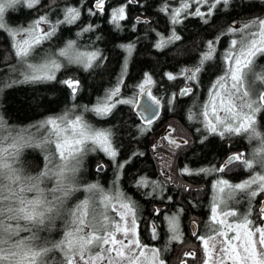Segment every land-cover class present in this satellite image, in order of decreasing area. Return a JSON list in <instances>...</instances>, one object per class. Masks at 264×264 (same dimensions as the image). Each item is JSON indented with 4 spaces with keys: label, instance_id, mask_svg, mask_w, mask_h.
<instances>
[{
    "label": "snow or ice",
    "instance_id": "obj_1",
    "mask_svg": "<svg viewBox=\"0 0 264 264\" xmlns=\"http://www.w3.org/2000/svg\"><path fill=\"white\" fill-rule=\"evenodd\" d=\"M109 3L110 0H91L88 6L77 0L76 5L63 8V18L57 23L76 24L83 12L92 16L102 14ZM140 3L142 0H122L112 6V24L120 27V22L128 19L129 6ZM229 3L230 0H179V6L173 8L164 3L160 10L170 16L171 25L182 23L189 16L199 17L208 23L219 8ZM42 6V0H0V31L10 40V50L17 65L12 71L22 77L10 83H0L11 88L18 83L57 82L65 85L75 99L80 81L75 77L58 80V73L71 66L83 71L93 69L99 66L98 61L104 59L103 54L99 50H81L77 41L71 39L55 54L38 53L37 49L57 33L55 26L44 27L52 24L47 14L38 15L30 24L21 27L5 22L10 10L17 7L38 10ZM93 30L88 25L77 35ZM225 34H231L233 38L223 53L222 67L216 65L219 75L211 82L208 98L198 114L190 111L187 119L199 120L206 134L226 139L247 136L250 142H259L251 158L244 153L228 155L220 166L211 171L224 174L232 167L253 170L256 165L264 169V135L257 131L258 117L264 113V68L256 71L257 60L264 57V18L255 17L242 26H230ZM179 40L181 36L173 29L171 35H161L155 47L163 49ZM218 42V38L209 39L205 45L207 50L202 52L198 62L192 68L181 70L180 76L191 82V87L182 88L180 95H193L200 83L199 75L213 66L211 62L214 59L219 60L216 55ZM124 48L131 56L134 46L128 44ZM165 75L168 80L178 78L173 73ZM120 83L122 79L93 107L83 106L84 111L105 119L118 104L138 107L137 97H146L144 111L155 116L160 99L146 87L155 84L150 74L144 75L137 86L139 91L131 99L118 98ZM175 98L174 94L172 99ZM70 115L71 112L66 111L33 124L31 127L40 133L38 140L31 132L28 136L0 135V264H49V254L54 252L62 254L56 264H168L162 249L141 240L138 204L124 192L117 190L109 194L97 184H86L82 190L90 195L70 205L73 194L81 191L78 176L88 153H103L111 161H115L118 155L110 129L96 128L82 115H71V118ZM145 120L148 124L153 122L148 116ZM5 127L4 118L0 116V131ZM173 132L175 129L169 126L164 139L174 150L187 141L169 138ZM26 148L39 149L44 153L42 168L26 166L21 159ZM104 167L98 164L96 170L103 171ZM120 167L122 165L117 164L118 170ZM209 171L203 168L199 171L182 169L186 175ZM150 186L155 191L157 185L143 177L136 183L138 188ZM213 187L217 194L213 198L207 231L203 235L195 231L191 233L201 245L200 264H264V171L238 183L219 178ZM238 193L248 202L245 213H239L230 205ZM153 211L157 216L162 212L159 208ZM164 219L170 233L169 242L183 243L179 215L164 216ZM57 221L62 224L61 239L41 236V233L55 231ZM193 227H196L195 223ZM148 231L152 240L160 239L155 223L148 225ZM187 258L195 261L196 252L183 253L180 264H187Z\"/></svg>",
    "mask_w": 264,
    "mask_h": 264
},
{
    "label": "trees",
    "instance_id": "obj_2",
    "mask_svg": "<svg viewBox=\"0 0 264 264\" xmlns=\"http://www.w3.org/2000/svg\"><path fill=\"white\" fill-rule=\"evenodd\" d=\"M121 2L122 0H110L109 4L113 3L112 6H116ZM80 3L90 6L91 0H80ZM164 3L170 4L173 8L179 6V0H142V3L138 5L129 6L128 19L120 22V27L112 24L111 7L109 11L106 9L108 4L105 5L104 14L92 16L83 12L80 20L71 25H61L57 21L63 18V8L66 5H76L77 0H42L43 6L38 10H28L21 7L10 10L6 14L5 22L13 27L26 26L38 15L44 14H47L52 23L55 24L56 36L45 41L37 49L38 53L55 54L67 40L71 39L77 41L81 50H99L104 59L98 61V64L107 62L106 64L104 62V66L95 71L87 72L76 66H71L69 69L58 73V80L75 77L80 81V90L75 99L70 96L65 85L57 82L18 83L13 84L11 88H5L0 83V116L4 118L6 124V127L0 131V135L5 137L28 136L31 132L38 140L40 133H37L36 129L31 126L48 116L61 115L66 111H70L71 115H82L88 123L96 128L110 129L113 133V144L118 151L115 161L109 160L103 153L89 152L82 172L85 179L81 184V191L74 193L69 203L74 205L86 197L88 193L82 190L84 185L99 178L109 176L112 178L119 175L124 181L126 180L123 186L130 190L128 193L123 189V192L138 204L141 240L146 244L162 249V255L169 263L179 245L186 242L192 243L196 240L187 227L190 218H195L198 223L195 232L201 235L206 233L208 221L211 218L213 198L217 194L213 187L217 179L224 178L231 183H238L250 178L251 175H255L256 172L264 171V169L256 165L253 170L232 167V170L226 174L211 171V169L219 166L220 157L230 150L226 141L223 140L224 138L221 137L187 144L186 150L181 153V156L180 153H173L174 159L170 160L169 166L165 159L171 158V156L162 155V142L156 138V131L164 120L161 116L162 113L151 124H148L134 112V105L118 104L113 109L112 114L105 119H101L92 112L84 111L83 106L93 107L98 100L104 97L105 90L110 88L104 85L108 82H103L109 74L107 67H123L127 61V66H130V69L127 70L129 75L124 89L133 90L135 88L136 90L143 81L144 75L149 74V72L154 73V79L157 81L161 79L164 66L173 67L176 63H180L183 68L190 65L194 66L202 52L207 50L206 42L209 39L218 38L216 55L219 60L214 59L211 62L213 66L199 75L200 83L197 85L194 94L179 102L178 107L184 117L179 114L180 111L169 115V117L177 119L184 128L190 130V139H197V135L199 137L206 136L207 134L204 133L203 125L200 124L199 120L187 119L188 113L191 111L198 114L202 103L208 98L211 82L219 75L216 65L220 64L222 67L223 53L233 38L231 34H225L226 30L230 26H242L245 21L252 18L263 17L264 0H230L229 4L219 8L209 18L208 23L199 17L189 16L177 25H171L170 16L161 12L160 9ZM201 10L203 11V8ZM88 25H91L94 30L77 35L83 27ZM173 29L176 34L181 36V40L174 44H168L163 49H157L155 44L159 42L161 35L167 37L172 34ZM128 44L134 46L131 56L124 48ZM15 66L17 65L10 50V40L4 32L0 31V82L10 83L11 80L22 79L18 72L12 71ZM261 68H264V57L257 60L256 71H260ZM159 84L161 83L159 82ZM198 93L199 95L195 96ZM129 95L135 97L132 92ZM261 117H264V113L258 117L257 131L264 135V119ZM194 127L199 130L193 132ZM235 138L238 139V147L245 150L246 156L251 158L253 150L258 148L256 146L257 141L250 142L247 136ZM130 154H135V156H130ZM43 155L44 153L39 149L26 148L23 150L21 159L26 166L42 168ZM99 162L105 166L104 170L100 172L96 170V165ZM117 164L124 167L121 174L119 170L122 167L118 170ZM181 168L196 171L203 168L210 171L199 175H186L182 173ZM236 169L242 170L237 172ZM105 173H110V175ZM141 177L147 178L148 181L151 180L154 185L159 186L156 194L149 193L148 187H136V183ZM165 180L175 182L178 186L166 183L165 188L162 183ZM165 191L167 193L163 195ZM157 199L164 203L160 216L155 215L152 209V202ZM230 205L239 213H245L248 210L246 198L239 193L236 199L230 202ZM255 206L258 207V205ZM169 211L174 212V215H179L183 243H170L169 238H166L167 233L170 237V233L164 214L170 213ZM151 223L157 225L160 239H151L148 231V225ZM41 236L52 240L61 239V222L57 221V229L51 234L41 233ZM195 243L200 244V242ZM198 254L200 256V253ZM49 256L51 257L49 264H56L62 258V254L58 252L50 253Z\"/></svg>",
    "mask_w": 264,
    "mask_h": 264
},
{
    "label": "flooded vegetation",
    "instance_id": "obj_3",
    "mask_svg": "<svg viewBox=\"0 0 264 264\" xmlns=\"http://www.w3.org/2000/svg\"><path fill=\"white\" fill-rule=\"evenodd\" d=\"M112 4L113 3H111V4H108L107 5V11H109V8L110 7H112ZM102 14H104V13H102ZM106 16V15H105ZM185 20V19H184ZM50 26H55V24H51V25H46V28L47 27H50ZM116 47V46H115ZM105 62V64H106V62L107 61H104ZM104 62L103 63H101V64H98L99 66H95L93 69H90V70H96V69H98V68H100V67H103L104 65ZM193 67V65H190V66H187L186 68H192ZM108 68V71H109V74H108V77L107 78H105L104 79V81L103 82H108V83H106V84H104L105 85V87H110V88H108L107 90H105V94H104V97H105V95L111 90V89H113L114 87H116L117 86V82H118V80H121L122 79V83H120V92H122V93H126V94H129V93H131L133 90H134V88H133V90L132 89H127V90H125L124 89V86H125V82H126V80H127V77H128V75H129V73H128V69H130V66L128 67L127 65L126 66H123V67H120V66H110V67H107ZM182 69H185V68H183L181 65H180V63H176L173 67H166V66H164V68H163V70H162V72H161V79H159V80H155L154 79V73H152V72H149V74L152 76V79H153V81H155V84L154 85H151V86H146V87H149V90L152 92V94L154 95V96H156V97H158L159 99H160V106H159V110H158V112H157V114L155 115V116H153L151 119L152 120H155V119H157L158 118V115L160 114V113H162V118L164 119V120H167V119H169V118H171V117H169V115L171 114H174V113H177V111H180L179 112V114H182V111L179 109V102L180 101H183V100H185L187 97H189V96H184V95H180V87L183 85V84H187V85H191V82H188V81H186V80H184V78L182 77V76H180V73H181V70ZM90 70H88L87 72H89ZM149 71H151V70H149ZM166 73H173L174 75H176L178 78L176 79V80H168V78H167V76L165 75ZM157 82H158V84H157ZM159 82L161 83V84H159ZM160 85V86H159ZM122 87H123V91H122ZM175 94V96H176V98L173 100L172 99V96ZM135 95V94H134ZM196 95H199V93L198 94H195V96ZM136 96V95H135ZM137 99H139V97H137ZM138 101V100H137ZM137 103V102H136ZM134 110V109H133ZM134 112H136L135 110H134ZM137 113V112H136ZM138 114V113H137ZM139 115V114H138ZM182 116H183V114H182ZM140 117V116H139ZM184 117V116H183ZM163 120V121H164ZM177 120V119H176ZM144 121H146V120H144ZM162 121V122H163ZM178 121V120H177ZM179 122V121H178ZM168 129H169V126H166L164 129H162V131H161V133H160V135L158 134V137L161 139V140H159L160 142H162L161 143V146H162V155L163 156H167V155H169V156H171V158H168V159H170V160H173L174 159V155H173V153L175 154V153H177V154H179L180 153V156H181V153L183 152V151H185L186 149H185V146L187 145V144H190L191 142H194V143H199L201 140H204V141H206V140H211V139H213V138H216L217 136H213V135H211V134H207L206 136H207V138H205V136H202V137H199L198 135H197V139L195 138V139H190V130H187L186 128H185V130L189 133V136L188 137H186V136H181V135H184V134H181V133H178V132H173V133H171L170 134V137L169 138H176L177 140H178V142L180 141V140H186L187 141V143H182L181 144V147H179V148H177V149H171V147H170V145L167 143V141L164 139V137H165V134H166V132L168 131ZM197 131V129L194 127L193 128V132H196ZM156 138H157V136H156ZM223 140H225L226 141V144L230 147V150H228L227 152H226V154H224V156H221L220 157V161H219V166L223 163V161L226 159V157L228 156V155H232V154H235V153H244L245 155H246V153H245V150H243L242 148H240V147H238V145L237 144H239L238 143V139L237 138H235V137H232V138H224ZM151 145H153V144H151ZM256 146H258L259 147V143H258V141H257V145ZM155 153H156V150H155ZM130 156H135V154H130ZM167 158L165 159L166 161H168L167 160ZM98 164H100V162L98 163ZM101 164H103V163H101ZM96 167H97V165H96ZM236 168V167H235ZM182 169V168H181ZM242 169H236V171L238 172V171H241ZM248 171V170H247ZM229 171H227L226 173H228ZM226 173H224V174H226ZM105 174H107V173H105ZM107 175H110V173H108ZM225 176H227V177H229L228 175H225ZM110 177V176H109ZM109 177H103V178H99V180L102 182V184L104 185V186H108V185H105V184H109V182H108V178ZM226 177V178H227ZM103 181H105V184H104V182ZM125 182H126V180L124 181L123 179H122V177H120L119 175H117V176H114V177H112L111 178V185H114V186H116L117 184H119V185H124L125 184ZM166 180L165 181H163L162 183L165 185L164 187L166 188ZM124 183V184H123ZM167 183H170L171 185H174V186H178L175 182H167ZM165 193H167L166 191L165 192H163V195H165ZM152 194V193H151ZM148 196H151V195H148ZM152 206H153V209H156V208H159V209H162L163 207H164V203L163 202H160V200H155V202H152ZM170 212V211H169ZM153 213H154V211H153ZM155 214V213H154ZM169 214H171V215H174V213L172 214L171 212L170 213H168V212H166L164 215L165 216H167V215H169ZM156 215V214H155ZM160 219H162L163 220V218H160ZM165 222H167V221H165ZM164 222V223H165ZM192 222H194L195 223V225H196V228H197V226H198V223H197V221H196V219L195 218H190L189 219V221L187 222V227H188V229H189V231L192 233V230H191V223ZM190 225V226H189ZM187 229V228H186ZM195 231H196V229H195ZM169 236V234L167 233V235H166V238ZM150 245V244H149ZM151 246H153V245H151Z\"/></svg>",
    "mask_w": 264,
    "mask_h": 264
},
{
    "label": "rangeland",
    "instance_id": "obj_4",
    "mask_svg": "<svg viewBox=\"0 0 264 264\" xmlns=\"http://www.w3.org/2000/svg\"><path fill=\"white\" fill-rule=\"evenodd\" d=\"M261 18H264V16L263 17H261ZM45 28H46V26H44ZM122 91H123V89H122ZM139 91V89L138 88H136V90H135V88H134V90L132 91V94H135L136 95V93ZM118 98H120V99H131V98H133V96H130L129 94H126V93H122V92H120V94H119V97ZM137 100L138 99H136V102H137ZM166 126H171L172 128H174L175 129V132H178V133H181V134H184V135H181V136H186V137H188L189 136V133L185 130V128L182 126V124H180V122H178L175 118H169V119H167V120H164L161 124H160V126L158 127V129H157V131H156V136H157V139L158 140H161L159 137H158V134L160 135V133H161V131H162V129H164ZM155 138V137H154ZM88 159V155L85 157V159H84V162H83V166H82V168H81V173L79 174V176H78V182H79V186L81 187V184L83 183V181H84V179H85V177H84V175L82 174V172H83V169H84V166H85V164H86V160ZM167 164L170 166V159H168V161H167ZM123 169H124V167H122L120 170H119V173L121 174L122 173V171H123ZM167 182H169V180H166ZM104 182V184H105V181H103ZM108 182H109V184H105V185H108V186H104L103 184H102V182L99 180V179H96V180H94V181H92L91 183H89V184H97L98 186H99V188L100 189H102L104 192H107V193H109V194H114L117 190H119V191H122L123 192V189L126 191V192H128V193H130V190H129V188H127V187H125V186H122V185H119V184H117L116 186H114V185H111V177H109L108 178ZM150 183H152L153 184V182L150 180L149 181ZM166 182V183H167ZM159 186H157L156 188H155V191L153 190V187L152 186H150V187H148V192L149 193H157V188H158ZM90 194L88 193L87 195H86V197H88ZM80 197H81V195H80ZM86 197H84L83 199H85ZM80 199V198H79ZM82 199V200H83ZM97 199H98V197H97ZM152 209H153V207H152ZM154 210V209H153ZM174 212H172V214H173ZM110 214H114V213H110ZM171 214H169V215H167V216H170ZM165 216V215H164ZM166 224H167V222H166ZM190 226V225H189ZM167 238H169V236L167 237ZM195 242H199L198 240H195ZM195 242H186V243H184V244H181V245H179V247H177V250H176V252H175V255L171 258V260H170V262L168 263V264H180V260H181V258H182V256H183V253H185V252H190V251H195L196 252V260L195 261H193L191 258H187V264H200V256H199V254L198 253H200L201 252V245L200 244H198V243H195ZM151 246V245H150Z\"/></svg>",
    "mask_w": 264,
    "mask_h": 264
},
{
    "label": "water",
    "instance_id": "obj_5",
    "mask_svg": "<svg viewBox=\"0 0 264 264\" xmlns=\"http://www.w3.org/2000/svg\"><path fill=\"white\" fill-rule=\"evenodd\" d=\"M191 87V85H187V84H183L181 87H180V90L184 87ZM146 97H139L138 101H137V105H139L138 107L137 106H134V110L139 114V116L145 120V116H148L150 118H152L153 116L150 114V113H146L144 111V105H145V102H146ZM157 114V113H156ZM155 114V115H156ZM193 224L194 222L191 223V230L192 232L195 231L196 227L194 228L193 227Z\"/></svg>",
    "mask_w": 264,
    "mask_h": 264
}]
</instances>
